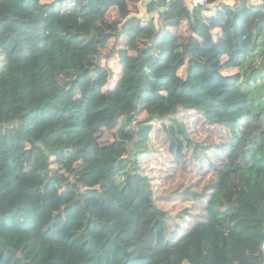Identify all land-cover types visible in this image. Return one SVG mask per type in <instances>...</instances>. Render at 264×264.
<instances>
[{"label":"trees","instance_id":"obj_1","mask_svg":"<svg viewBox=\"0 0 264 264\" xmlns=\"http://www.w3.org/2000/svg\"><path fill=\"white\" fill-rule=\"evenodd\" d=\"M166 1L0 0V264H263L264 0ZM185 110L229 134L206 188L237 216L212 194L179 238L141 157L162 122L199 160Z\"/></svg>","mask_w":264,"mask_h":264},{"label":"rangeland","instance_id":"obj_2","mask_svg":"<svg viewBox=\"0 0 264 264\" xmlns=\"http://www.w3.org/2000/svg\"><path fill=\"white\" fill-rule=\"evenodd\" d=\"M101 2L102 0H97L96 9L99 8ZM146 2L148 4L151 0H142L138 6L141 9L142 17L149 18L154 14L147 10ZM161 2L159 8L164 10L167 7V1L161 0ZM112 16H116V13H113ZM116 41L111 42V47L115 44L120 48L125 44L123 40L117 43ZM238 42L240 43V40ZM111 47L109 46L104 51L106 52ZM108 64L113 69L114 75H117V66L112 61H109ZM95 71L98 76L96 86L100 87L109 79V68L102 64ZM181 72L183 73V70ZM179 117L188 126L194 141L205 146V149L198 151L199 160L193 157L191 149L187 151L184 168L180 166L170 151V142L164 132L163 123L157 122L152 125L149 133L152 150L150 153L142 155L141 166L143 167L142 172L150 178L153 184L158 206L170 216L169 227L179 230L175 234L180 238L197 220L206 217L205 206L212 194L211 203L215 211L234 214L233 217H236L237 213L232 208L224 206L221 190L215 195L213 187L206 188L217 180L218 173L211 169L205 155H209L216 164H220L221 158L218 154H222V152L219 145L227 144L229 139L226 128L222 125L209 124L202 114L193 110L182 111ZM132 131L128 132V136L132 134ZM191 193H198L202 198L195 199Z\"/></svg>","mask_w":264,"mask_h":264},{"label":"built area","instance_id":"obj_3","mask_svg":"<svg viewBox=\"0 0 264 264\" xmlns=\"http://www.w3.org/2000/svg\"><path fill=\"white\" fill-rule=\"evenodd\" d=\"M193 5H198L200 3H204V0H190ZM261 251H262V262L264 264V238L261 242Z\"/></svg>","mask_w":264,"mask_h":264},{"label":"crops","instance_id":"obj_4","mask_svg":"<svg viewBox=\"0 0 264 264\" xmlns=\"http://www.w3.org/2000/svg\"><path fill=\"white\" fill-rule=\"evenodd\" d=\"M167 7H168V2H167ZM167 7H166V8H167ZM166 8H165V9H166Z\"/></svg>","mask_w":264,"mask_h":264}]
</instances>
